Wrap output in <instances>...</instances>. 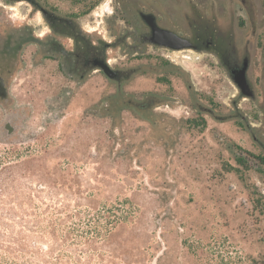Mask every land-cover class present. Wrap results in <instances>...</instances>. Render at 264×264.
Instances as JSON below:
<instances>
[{"label":"rangeland","instance_id":"obj_1","mask_svg":"<svg viewBox=\"0 0 264 264\" xmlns=\"http://www.w3.org/2000/svg\"><path fill=\"white\" fill-rule=\"evenodd\" d=\"M34 1L35 8L0 0L1 36L27 26L42 38L46 26L35 9L46 0ZM100 5L95 22L81 23L112 42L106 57L119 80L92 72L81 82L60 80L59 90L54 76L56 87L49 88L46 57L31 40L8 77L0 130L9 113H18L20 131L0 141V170L29 162L16 168L14 186L53 190L34 198L33 211L23 206L35 213L28 219L49 240L51 210L63 204L84 212L81 226L88 218L98 224L103 260L94 264H155L156 257L160 264H264V78L253 80L255 99L242 100L212 57L188 49L141 52L138 42L117 37L127 18L108 17ZM44 174L53 186L42 183ZM115 218L122 225L111 228L113 239L144 241L129 263L100 245ZM81 231L72 234L80 247L88 236Z\"/></svg>","mask_w":264,"mask_h":264},{"label":"flooded vegetation","instance_id":"obj_2","mask_svg":"<svg viewBox=\"0 0 264 264\" xmlns=\"http://www.w3.org/2000/svg\"><path fill=\"white\" fill-rule=\"evenodd\" d=\"M21 1L36 7L34 0L13 2ZM57 1L46 0L43 7L35 9L41 13L46 26L41 39L27 26L6 36L0 35V104H10L7 80L27 40L38 45L46 57L49 88L53 85L61 90L59 81L65 85L66 77L79 82L92 72L106 77L98 67L99 62L117 72L115 79H107L119 80L121 72L113 68L106 57L112 42H101L96 30H86L81 23L82 18L87 17L91 23L95 22L92 15L100 4L108 17L127 18L124 19L125 31L117 36L127 45L138 42L141 52L148 48L175 52L179 50L154 43L152 28L176 35L189 43L186 49L212 57L232 82L233 77H242L251 94L245 96L233 83L242 100L255 99L253 80L264 78V0H63L59 8ZM179 1L184 3L181 9ZM54 76H58L56 86L51 81ZM151 102L149 100V104ZM207 112L212 114L213 111ZM20 117L18 113L5 117L0 141L18 134ZM241 118L244 120L243 116Z\"/></svg>","mask_w":264,"mask_h":264},{"label":"trees","instance_id":"obj_3","mask_svg":"<svg viewBox=\"0 0 264 264\" xmlns=\"http://www.w3.org/2000/svg\"><path fill=\"white\" fill-rule=\"evenodd\" d=\"M28 165L29 162H25L0 170V264H94L95 257L103 260L102 256L96 253L98 248L95 239L98 235V224L88 218L85 225L81 226V220H83L81 214L84 212H71L68 211L66 205L60 204L51 210L54 218L48 224L49 240L45 236V229L42 233L36 230L40 226L28 219V216H33L35 213H29V209L23 206L28 205L33 211L34 198L42 201L44 200L43 196H52L53 190L36 188L33 191L30 189L19 191L18 187L14 186L13 173L16 168L24 169ZM34 175L32 174V176ZM38 177L42 183L48 186H53L56 182L46 174ZM77 195L79 198L82 197L79 193ZM89 199L88 207L93 210L92 202L94 200L92 197ZM13 203L17 205L14 206ZM47 210L49 211L50 208ZM47 210H44L43 214H46ZM62 213H64V217H61ZM115 219V222L108 223L109 228L106 234L100 237V245L106 248L105 252H108L110 256L129 263L138 254H135L134 250L139 251L144 245V241L134 235L128 236V238L113 239L114 234H111V228L120 229L122 225L118 218ZM73 220L75 222H72ZM68 222L70 225L67 224ZM80 227L82 228L81 235L85 237L88 234L82 240L83 248L79 246L81 240L72 236L75 232L78 233ZM59 228H62L61 234H59ZM137 230L138 226L134 227L132 231L136 232ZM66 242H72V244L65 246ZM129 245L130 249H128ZM81 255H84L85 258L83 259ZM154 261L155 264H160L159 257H156Z\"/></svg>","mask_w":264,"mask_h":264},{"label":"water","instance_id":"obj_4","mask_svg":"<svg viewBox=\"0 0 264 264\" xmlns=\"http://www.w3.org/2000/svg\"><path fill=\"white\" fill-rule=\"evenodd\" d=\"M10 1H15V0H10ZM152 29H153L152 31L153 41L157 45L164 46L173 50H181L189 47V43L186 40L177 37L176 35L169 34L158 28H152ZM98 67L104 73V75L109 79L113 80L117 77V72L115 70H112L106 63L99 62ZM233 83L237 86V88L241 91L242 94L248 97L251 96V94L246 90L247 86L242 77L239 79L233 77Z\"/></svg>","mask_w":264,"mask_h":264}]
</instances>
